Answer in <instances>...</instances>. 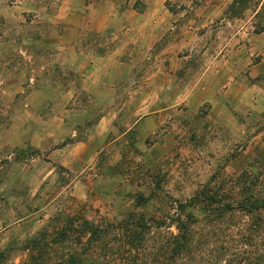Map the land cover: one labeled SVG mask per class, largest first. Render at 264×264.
<instances>
[{"label":"rangeland","instance_id":"1","mask_svg":"<svg viewBox=\"0 0 264 264\" xmlns=\"http://www.w3.org/2000/svg\"><path fill=\"white\" fill-rule=\"evenodd\" d=\"M263 28L264 0H0V264H64L71 217L105 230L86 264H264V209L218 215L264 197Z\"/></svg>","mask_w":264,"mask_h":264},{"label":"trees","instance_id":"2","mask_svg":"<svg viewBox=\"0 0 264 264\" xmlns=\"http://www.w3.org/2000/svg\"><path fill=\"white\" fill-rule=\"evenodd\" d=\"M264 29V28H263ZM217 195L213 194H203L199 195V193L194 196L190 202L186 205L189 209H192L195 207L196 204H199L201 206H206L207 209H210L212 204H219L220 200H218ZM217 199V200H215ZM222 205H219L218 211L220 214L218 215H224L227 211H231L233 208L237 207V209L245 210L246 212L251 214H254L259 209H264V197L261 199L251 198L248 196H244L242 198L235 197L234 199L230 201H223ZM212 210V209H210ZM183 213H178L174 216L172 219L171 224L175 226L177 233L173 234V247L171 248L172 256H180L184 249H186L187 244L189 240H191L192 237V229L190 227L191 222L194 220L192 213L189 211L188 215L192 218L191 221H185L182 218ZM133 217V216H131ZM74 219L73 217L65 219L64 223L61 224L58 227H55V233L57 235V239L59 238V242L63 243L65 241H69L70 234L73 230L79 229L78 236H77V242L80 245V248L82 251H79V248L77 247H70L68 253L64 257V264H86L88 260L90 259V253L99 247V244L102 242V238L105 235L103 227H100L98 224L94 225L89 223L88 221H84L83 225L77 224L79 226H74ZM128 230V229H127ZM46 229L44 231L39 232L41 238H45L46 236ZM38 233V234H39ZM85 238V239H84ZM34 241V248L38 245L42 246H48V242L46 243L43 240V243ZM87 243V244H84ZM95 243V245H94ZM77 246V244L75 245ZM39 249V248H37ZM32 251V249H31ZM89 254L85 255L84 253ZM91 262V259H90ZM24 264H28L27 262H24Z\"/></svg>","mask_w":264,"mask_h":264}]
</instances>
